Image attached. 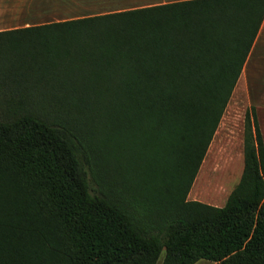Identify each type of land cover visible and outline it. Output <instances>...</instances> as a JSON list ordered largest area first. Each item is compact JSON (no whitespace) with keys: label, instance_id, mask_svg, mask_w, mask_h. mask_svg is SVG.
Returning a JSON list of instances; mask_svg holds the SVG:
<instances>
[{"label":"trees","instance_id":"trees-1","mask_svg":"<svg viewBox=\"0 0 264 264\" xmlns=\"http://www.w3.org/2000/svg\"><path fill=\"white\" fill-rule=\"evenodd\" d=\"M263 23L170 0L0 30V264H264L254 106L225 204L188 198Z\"/></svg>","mask_w":264,"mask_h":264},{"label":"rangeland","instance_id":"rangeland-1","mask_svg":"<svg viewBox=\"0 0 264 264\" xmlns=\"http://www.w3.org/2000/svg\"><path fill=\"white\" fill-rule=\"evenodd\" d=\"M165 1L170 0H74L58 7L60 10L51 18L25 19L27 11L22 9L21 0H0V30ZM252 106L256 108L264 137V23L190 190L189 199L218 206L225 204L243 172L245 117ZM0 115L5 116L3 112ZM90 183H93L91 177ZM163 257L164 252L158 264ZM196 264L215 262L202 259Z\"/></svg>","mask_w":264,"mask_h":264},{"label":"crops","instance_id":"crops-1","mask_svg":"<svg viewBox=\"0 0 264 264\" xmlns=\"http://www.w3.org/2000/svg\"><path fill=\"white\" fill-rule=\"evenodd\" d=\"M202 260V259H201ZM200 261V260H199ZM196 264V263H195ZM215 264H220V263H217V262H215Z\"/></svg>","mask_w":264,"mask_h":264}]
</instances>
